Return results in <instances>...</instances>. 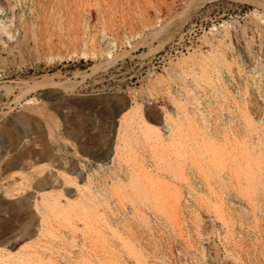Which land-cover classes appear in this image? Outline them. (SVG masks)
<instances>
[{
  "label": "rangeland",
  "instance_id": "374dc122",
  "mask_svg": "<svg viewBox=\"0 0 264 264\" xmlns=\"http://www.w3.org/2000/svg\"><path fill=\"white\" fill-rule=\"evenodd\" d=\"M25 9L0 34V264H264V0Z\"/></svg>",
  "mask_w": 264,
  "mask_h": 264
},
{
  "label": "bare ground",
  "instance_id": "6f19581e",
  "mask_svg": "<svg viewBox=\"0 0 264 264\" xmlns=\"http://www.w3.org/2000/svg\"><path fill=\"white\" fill-rule=\"evenodd\" d=\"M31 1L34 3V0ZM27 4L28 0H4V4L0 3L1 35L8 37L10 40H14L16 33H19L23 26L28 24V13L25 9ZM19 9L21 13L18 12ZM260 64H257L254 69L260 67Z\"/></svg>",
  "mask_w": 264,
  "mask_h": 264
}]
</instances>
